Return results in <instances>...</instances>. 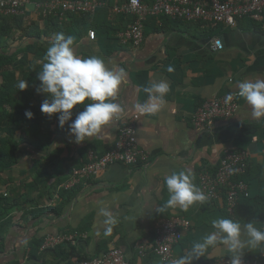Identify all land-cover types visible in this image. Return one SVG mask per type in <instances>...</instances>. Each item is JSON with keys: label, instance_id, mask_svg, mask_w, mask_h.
Here are the masks:
<instances>
[{"label": "crops", "instance_id": "1", "mask_svg": "<svg viewBox=\"0 0 264 264\" xmlns=\"http://www.w3.org/2000/svg\"><path fill=\"white\" fill-rule=\"evenodd\" d=\"M19 17L21 21L10 28L8 37L2 34L8 24L0 19V57L9 61L0 70V110L8 112L7 102L15 103L16 95L22 93L19 82L28 83L37 76L46 50L53 43L44 35H49L50 29L37 19L31 6ZM260 24L250 18L237 20L234 27L149 18L144 23L143 41L134 48L116 39L125 20L120 24L103 8L91 16H67L63 33L75 38L76 55L99 57L114 71L125 69L126 81L116 99L125 113L82 143L75 142L67 124L58 126L56 115L49 118L41 113L46 97L36 90L29 91L24 114L0 117V163L7 165L0 170V264H77L112 248L124 254L127 264H160L151 252L153 222L159 217L184 216L190 222L173 247L176 258L186 255L193 242L215 231L211 227L213 219L226 217L242 224L254 220L264 230V118L254 119L246 101L239 98L238 110L230 119L217 120L208 130L197 129L191 123L193 113L203 102L238 91V82L264 79V33ZM94 29L95 39L90 41L87 31ZM214 39L220 41V51L210 49ZM8 73L15 79L10 83L7 101L1 99V86ZM161 80L169 84L165 106L136 122L137 145L148 156L145 165L114 164L95 178L62 189L70 170L86 163L89 150L102 155L111 149L118 127L139 111L137 105L148 101L143 88ZM26 112L37 117L35 124L44 130L48 125L56 131L47 148L37 149L25 142L32 141V137L23 129L27 121H33L22 118ZM6 127H12L11 134L4 132ZM37 137L44 140L48 136L42 132ZM226 149L247 151L249 155L241 177L247 184V196L239 200L232 215L225 211L223 195L218 200L194 204L187 211L179 207L155 211L168 199L167 175L190 170L197 185L198 175L215 171ZM102 208L119 221L107 235L106 218L100 215ZM67 233L80 235L73 245L56 252H41L36 246L48 235ZM243 254L244 259L264 261V245L245 248ZM220 257H230V253L223 246L210 247L204 257L193 262Z\"/></svg>", "mask_w": 264, "mask_h": 264}, {"label": "built area", "instance_id": "2", "mask_svg": "<svg viewBox=\"0 0 264 264\" xmlns=\"http://www.w3.org/2000/svg\"><path fill=\"white\" fill-rule=\"evenodd\" d=\"M32 7L37 17H54L64 21L70 14L93 15L98 9L107 5L99 0H41L31 3L29 0H0V17H16L23 15L26 7ZM114 14L133 17L123 30L117 33L119 44H129L137 48L144 38V23L147 19L158 20L165 17L170 20H180L187 23L221 24L234 27L237 20L250 18L261 22L260 29L264 33V0H154L151 5L140 0H127L112 8ZM90 41L95 39L94 31H87ZM214 52L220 51L222 45L214 39L210 45ZM232 94L229 101L226 97ZM238 91H231L220 97L203 102L191 117L193 127L208 130L217 120H228L238 110ZM140 111L132 114L126 123L120 125L116 139L111 149L102 155L93 150L87 152V161L82 166L74 168L69 173L68 180L62 189L69 190L81 181L95 178L101 171L114 164L128 166H144L147 153L140 149L136 141V122L143 116ZM114 123L117 120L113 121ZM248 152L226 149L223 151L218 167L212 173L199 174L197 187L208 197L207 201L220 199L225 195V211L232 215L241 197L247 196V184L241 179L248 162ZM190 226L184 216L159 217L153 222L154 241L151 252L160 264H171L176 259L173 247L182 238V233ZM80 235L76 233L56 234L46 236L39 250H53L61 244L73 245ZM139 250V255L144 252ZM77 264H127L124 254L115 248L109 249L101 256ZM193 264H229V257L193 262ZM243 264H264L263 260H247Z\"/></svg>", "mask_w": 264, "mask_h": 264}, {"label": "clouds", "instance_id": "3", "mask_svg": "<svg viewBox=\"0 0 264 264\" xmlns=\"http://www.w3.org/2000/svg\"><path fill=\"white\" fill-rule=\"evenodd\" d=\"M75 38L56 33L53 43L47 48L41 71L37 73L39 81L37 94L44 95L40 111L51 118L57 116L58 126L68 125L69 134L76 143H82L98 135L102 129L118 120L125 108L116 102L121 85L126 81V71L109 69L104 61L95 56L81 58L74 52ZM173 69L168 68L171 72ZM21 91L28 87L26 80L18 84ZM238 95L246 101L254 119L264 118V79L238 82ZM148 101L137 105L144 114H156L166 104L165 96L169 92L166 81L153 82L143 88ZM227 100L232 99L230 93ZM82 107L75 119L73 109ZM28 119L31 112L25 113ZM195 176L190 170L182 169L172 172L165 177L168 199L155 211L162 213L169 208L179 207L187 211L192 205L206 203L208 197L194 183ZM104 216L105 235L112 231V227L119 223L118 219L107 209H100ZM212 231L202 241L193 242L190 251L174 259L171 264H193L194 260L204 257L210 247L223 246L230 253L229 264H243L244 249H257L264 245V230L256 226L254 220L241 223L240 220L220 217L211 220ZM99 235V233H98ZM246 235V239L242 238Z\"/></svg>", "mask_w": 264, "mask_h": 264}, {"label": "trees", "instance_id": "4", "mask_svg": "<svg viewBox=\"0 0 264 264\" xmlns=\"http://www.w3.org/2000/svg\"><path fill=\"white\" fill-rule=\"evenodd\" d=\"M29 1L31 3H35V2H39L41 0H29ZM99 1H101V2H103V3H105L107 5V7L103 8V9L107 10L109 13H111V15H114L115 17H117L119 19V21H120V24H122V22L125 20V25H123V28L120 29V30H123L129 23L133 22L134 19L131 16L122 15V14H114L112 12V8L115 5H119V4H121V3H123V2H125L127 0H99ZM140 1L141 2H145L147 5H151L154 0H150V1L149 0H147V1L140 0ZM74 15H76V14H70V15H68V17H72ZM79 16L85 17V15H82V14H79ZM0 19H2V22L8 24V26L4 28L5 31L2 30V34L5 37H8L10 35L9 34L10 28L15 26L17 21H21L19 16H16V17H0ZM37 19L45 22L46 23V27L50 29V31H49L50 34L49 35H48V33H44V35H46V37L48 39H50V41H53V37H54V35L56 33L64 32V21H59V20H57V18H54V17H47L45 19L37 17ZM120 30H119V32H120ZM96 32H97V30L94 29V33H96ZM104 32H107V31H104ZM51 34H53V35H51ZM34 36H37V38H39L38 35H36V34ZM8 64H9V61H8L7 58L0 57V70L6 68V66ZM36 77L37 76H34V77H32L31 79L28 80V89H27L26 93L23 94V91H22L21 94L16 95L17 99L15 100V103H14V102H11L10 100L8 101V97H9L8 96V93H9L8 89H9V87L11 88V84L10 83L12 81H14L15 78H14L13 75H11L9 73L6 75L5 83L2 84V86H1L2 89H4V92L1 95V99H6L8 101L7 104L10 106L11 112L6 111L5 109H1L0 110L1 111L0 112V117L11 118V117H13V115L21 116V114H24L25 105L28 104V98H29V95H31L29 93V91L36 90V87L39 84V81L36 79ZM20 102H21V104H20ZM82 110L83 109H82L81 106H77L76 113H78L79 111H82ZM22 118L26 119L27 117H26V115H22ZM31 119H33L32 122H28V121L26 122L27 125L23 129V133L24 134L28 133V135H30L32 137V139H31L32 141H29V140L26 141L25 140V142H27L28 144L32 145L34 148H37V149H41L42 147H43V149L47 148L50 145L52 136H54L56 134V131H52L48 125H45V130H44V127H40L39 123L35 124V121L37 120V117H33ZM28 123H30V125H28ZM11 128L10 129H8V128L5 129L4 132L11 134V132H12ZM27 130H29V131H27ZM41 131L48 136L47 138H44V140H42L41 138L37 137L38 134L42 133ZM5 143L6 142L1 143V144H5ZM6 168H7V165H3V163H0V170H4ZM71 170H70V172H71ZM223 197L225 199V195H223ZM244 198L245 197H241L240 199H244ZM239 203H240V201L238 202V205H239ZM3 213H5V211ZM1 214L2 213H0V217H1ZM41 243L42 242H40V243H38L36 245L38 249L41 246ZM66 246H69V245L68 244H61L58 247H56L55 249H60L62 247H66ZM55 249H53L51 251L56 252Z\"/></svg>", "mask_w": 264, "mask_h": 264}]
</instances>
